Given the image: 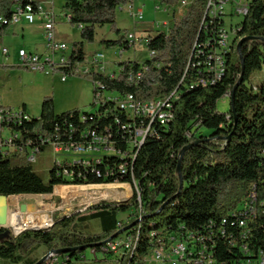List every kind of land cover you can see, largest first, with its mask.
<instances>
[{
	"label": "trees",
	"instance_id": "1",
	"mask_svg": "<svg viewBox=\"0 0 264 264\" xmlns=\"http://www.w3.org/2000/svg\"><path fill=\"white\" fill-rule=\"evenodd\" d=\"M177 1L162 0V3L174 6ZM208 1L194 0L185 15L174 20L169 33L158 32L148 37L146 46L149 52L155 53L148 61L143 64L123 61L119 63V74L102 73L103 80L93 77L95 88L104 86L102 92L95 89L94 100L96 94L106 92L133 95L143 101L166 97L176 90L180 92L174 103L173 120L167 127L154 125L153 133L137 151L128 172L123 173L120 166L127 162L123 156L130 153L135 121L121 111L118 104L100 99L96 112L82 113L73 109L57 114L54 98H44L40 119L33 117L21 129L33 142L42 136H51L60 142L89 143L91 135L82 137L84 133L104 135L109 131L116 155L107 156L105 163L99 165L55 166L47 182L33 166L0 156V195L41 196L53 194L55 187L60 191L69 188L59 186L134 182L139 194L126 202L103 201L82 212L57 214L53 226L45 230H26L15 236L11 228H0V264H37L40 258L34 255L42 247L49 252L69 250L59 255L57 264L82 261L88 249H93L96 256L114 257L112 253L102 252V243L119 231V215L129 211L138 213L129 221L127 230L136 243L128 256L116 257L117 264H145L153 250L167 246L172 234L186 231L207 234L210 225L217 234L223 231L226 235L224 240L221 236L215 238L219 264L242 259L239 250L228 244L230 237L240 240L241 210L238 208L254 187L259 199L264 198V82L257 88L246 85L254 72L264 71V0L251 2L249 14L236 36L239 40H252L245 41L240 52L236 49L238 41H234L224 78L214 85L202 87L197 82L206 77L201 65L210 48H204L205 55L195 52L190 64L195 43L198 41V47L212 44L218 29L223 26L220 19L210 24L206 18L204 23ZM130 3L132 0H65L64 9L71 16L69 23L81 30V41L71 46L72 64L86 58L85 46L95 43L97 28L108 25L112 32L120 34L117 10ZM28 4L40 7L34 0H0V17L10 20L16 6ZM208 23L209 27L205 29ZM9 26L0 24V40ZM102 42L106 48L119 46L123 52L132 48L126 42V35L119 40ZM197 60L202 64L193 66ZM140 71L142 78L130 83V74L137 75ZM58 72L73 77L71 69ZM242 75L243 82L232 98L233 89ZM230 95L231 109L222 114L217 109L218 102ZM93 107H96L94 103ZM200 127L214 133L210 137L197 138L193 130ZM192 143L194 145L185 150ZM65 169L73 176H65ZM96 170L101 172L100 176ZM94 221L99 223L100 233L79 230L80 225ZM249 242L252 249L264 247V215L256 218L253 239Z\"/></svg>",
	"mask_w": 264,
	"mask_h": 264
},
{
	"label": "built area",
	"instance_id": "2",
	"mask_svg": "<svg viewBox=\"0 0 264 264\" xmlns=\"http://www.w3.org/2000/svg\"><path fill=\"white\" fill-rule=\"evenodd\" d=\"M252 1L253 0H215L211 12H207V20L209 19L210 24L220 19L223 26L218 29L216 38L212 44L207 43L206 47H198V41L195 43L190 64L195 52L198 51L200 55H205L207 51L204 48H210L208 54L205 55L203 64L197 60L198 63L193 65L199 66L202 64V70L207 77L200 78L197 82L198 86L208 87L224 78L225 70H227L228 58L234 43L232 37H236L237 30H239L240 25L248 16ZM193 2L194 0H179L173 12L174 18L180 19L184 16L188 5ZM156 9L159 10V6ZM129 10L134 11L132 15L137 22L143 21V8H138L136 10L132 2L129 5ZM235 15L243 17V21L234 24L232 19ZM64 18L68 22L71 21V16L69 14H62L59 16L52 8L44 10L41 6L35 8L33 5L28 4L26 6H16L10 20L0 17V24L17 26L24 22L28 24H34L38 20L42 22L45 31L46 51L43 54H39L28 52L25 49L19 50L18 56L21 67L31 72L41 74L56 73V71L58 72L60 69H71L70 73L73 77L90 78L92 83L93 77H102L103 80L102 64H107V62L102 51L95 52L75 64L71 63L70 56L72 54V47L68 43L58 40L56 35V25L60 21H63ZM227 19H230V21L228 22ZM209 23L205 29H208ZM165 25L167 26V24ZM152 26L153 30L159 28L158 24H153ZM153 33V31H150L149 33H142L141 36H139L135 31L127 32L125 34L126 42L130 47H136L140 42L144 41V43H146L147 38L153 36ZM122 53L123 51L121 49V55ZM149 53L150 58L155 55L154 52ZM9 55L10 49L4 45H0V62L9 58ZM119 68L120 65L116 71L109 72V75L115 76L119 74ZM69 77L68 75H63L61 79L65 82ZM141 78L142 71L137 73V75L130 74L129 82L136 83ZM95 89L102 92L104 86L103 88L94 87V92ZM179 97V90L174 91L166 97H156L145 101L138 100L133 95L120 96L107 92L96 94V99L94 100V105L96 107H99L103 99L113 101L118 104L121 111L135 121L129 144L130 153L123 156L124 159H127V162L120 166V170L123 173L128 172L130 165L134 162L133 160H135L137 151L153 133L154 125L158 124L167 127L171 123L174 118V103ZM227 97L231 99V95ZM36 119L39 120L40 116ZM82 119L85 121V117ZM32 120L33 116H31L25 108H0V156L11 157L17 162L35 167L41 155L48 150H53L56 155L55 158H52L51 162L48 163L49 175L55 166H63L64 164L75 165L80 163L86 167L92 164L99 165L105 163L107 156L116 155L112 143L113 137L109 131L104 135H98L95 132L84 133L82 137L88 138V136L91 135V141L89 143L60 142L51 136H42L33 142L31 137L24 134L21 130L26 123ZM138 122H140L139 125L135 126ZM86 157H91L92 159H85ZM95 173L98 176L101 175V172L98 170H96ZM64 175L70 177L73 176V173L65 169ZM116 185L138 186L137 183L134 182L133 184H103L77 187H107ZM255 188L256 187L253 188L252 193L238 208L241 210L239 213L240 219L238 221V227L241 229L240 240L233 239V237L228 238V244L239 250L242 256V259L235 260L231 264H264V247L252 249L249 242L253 239V225L256 222V218L260 215H264V198L259 199L258 192ZM21 196L24 195L10 198ZM129 226V220L126 223L121 222L119 224V231ZM219 236L224 240L226 237L225 232L222 231V233L217 234L212 225H210V232H207V234L200 231L176 232L169 238L167 246L153 250L152 254L145 259V264H219L216 258L218 249L217 240L215 239ZM132 239L135 238L129 236L126 230L112 240H110V238L104 240L102 243V252L104 254L112 253L117 258L128 256L129 250H134L132 249ZM91 251L93 254L94 250L91 249ZM48 256V264L58 263L59 254L52 251Z\"/></svg>",
	"mask_w": 264,
	"mask_h": 264
},
{
	"label": "rangeland",
	"instance_id": "3",
	"mask_svg": "<svg viewBox=\"0 0 264 264\" xmlns=\"http://www.w3.org/2000/svg\"><path fill=\"white\" fill-rule=\"evenodd\" d=\"M34 1L38 2L44 10L52 8L59 15L62 13H67L64 9L65 0ZM132 2L136 10L138 8L144 9V19L142 22H137V20L133 17L132 14L134 11L129 10L130 4L121 6L117 10V29L120 30V34L112 32L110 26L108 25L97 28L95 43L86 44L85 46L86 57L95 52H103L107 62V69L105 72H103L105 75L109 74L111 71H116L118 68V63L123 62V60L137 61L140 64H143L150 59V53L144 41L137 44L136 47L125 50L121 55V49L119 46L106 48L105 44L102 42L103 40H119L121 37H123V35H125V33L134 31L137 32L139 36H141L144 30L149 29L151 32H154L153 35H156L158 32L169 33L174 24V20H178L176 17L174 18L173 14L177 3L174 6H168L163 4L162 0H132ZM158 6L159 10L156 9ZM227 21L229 22L230 19H227ZM242 21L243 17L241 16L239 17L235 15L232 19L234 24L240 23ZM152 24H158L159 28L157 30H152ZM165 24H167V26ZM17 31V36L9 35L6 37L5 43L8 45V47H10L13 51H18L21 47H24L28 50H40L41 44L43 42L44 31L37 28V25L26 27V38L24 39L22 37L23 31ZM80 31L81 30L78 26H71V24L65 18L61 24L56 25V35L60 36V38H63L70 46H72L74 42L81 41ZM233 39L234 41H240L239 38L235 36L232 37V41ZM31 45H33V47H30ZM12 62L13 59L11 58L7 64V68L0 67V105L16 109L26 107L28 109V113L35 118L41 115L42 102L46 97H53L55 99V111L58 114L73 109L79 110L82 113L96 112L98 110V107H93L94 95L92 94L93 86L92 80L90 78L69 77L66 82H62L61 77L63 75L60 72L50 74L34 73L24 68H11L16 66ZM263 82L264 71H258L254 72L250 76L249 80L246 82V85L248 87L257 88ZM217 109L222 114L228 113L231 109L230 97H226L222 101L218 102ZM194 132L197 138L202 135L210 137L214 133V131L205 127H200L197 130L194 129L193 133ZM55 155L56 153H54L53 150L46 151L39 157V162L34 167L35 171L46 182L48 181L49 177L48 163L51 162L52 158H55ZM85 159L89 160L92 158L86 157ZM68 187L70 188H68L66 191H60L54 188L52 196L25 195L17 198H9L7 228H14L10 220V215L12 214L13 216L16 213L21 212L20 207L22 205L35 207V212L28 210L25 213L21 212L25 216H27V214H33L36 216L46 214L50 217L53 223L57 214H59V216H65L78 213L81 210L85 211L89 207L103 201L126 202L133 199L136 194H139L137 188L133 185H116L107 187ZM72 187L76 189H73ZM104 194H107V196L101 197ZM90 197L95 199L90 201ZM137 215L138 213L135 211H129L128 213L122 214L119 220L122 223H126L128 220L130 221L131 218H134ZM50 226L41 230L49 229L52 227ZM79 230L89 234L100 233L99 223L96 221L80 225ZM51 252L42 247L36 252L34 257L37 259H42ZM85 255L86 257L84 260L75 262V264H117L116 256H96L95 254H92L91 249H88Z\"/></svg>",
	"mask_w": 264,
	"mask_h": 264
},
{
	"label": "water",
	"instance_id": "4",
	"mask_svg": "<svg viewBox=\"0 0 264 264\" xmlns=\"http://www.w3.org/2000/svg\"><path fill=\"white\" fill-rule=\"evenodd\" d=\"M248 40H252V39H250V38H243V39H241L238 42L237 47H236V49H237L238 52H240L243 43L245 41H248ZM243 71H244V67H243ZM242 82H243V75L241 76L240 80L237 82V84L235 85V87L233 89L232 98L234 96L235 91L239 88V86L242 84ZM231 103H233V100H231ZM193 145H194L193 143L192 144H189L185 148V150L191 148ZM178 169H179V173L181 174V161L179 163ZM182 187H183V179L181 178V189H182ZM9 198L10 197L4 196V195H0V228H7V221H8V214H9V203H8ZM27 210L28 211H31V212H34L35 211V207L34 206H28V205H22L20 207V211L22 213H25ZM80 212H82V210ZM53 224H54V221H53V223H52L51 226H53ZM129 228H130V226L129 227H126L122 231H118L113 237L110 238V240L118 237L120 234H122L124 231L128 230ZM12 230H13L14 235L15 236H18L19 234H21L22 232H24L26 230H41V229H26V230L21 231V232H16L14 230V228H12ZM54 252H56L57 254L60 255L61 253L69 252V250H61V251H54ZM48 257H49L48 255L46 257H43L42 259H40V261L37 264H42V263L46 262L47 259H48Z\"/></svg>",
	"mask_w": 264,
	"mask_h": 264
},
{
	"label": "crops",
	"instance_id": "5",
	"mask_svg": "<svg viewBox=\"0 0 264 264\" xmlns=\"http://www.w3.org/2000/svg\"><path fill=\"white\" fill-rule=\"evenodd\" d=\"M41 6V5H40ZM50 9V8H49ZM54 10V9H53ZM55 11V10H54ZM63 14V13H62ZM62 14H60V15H62ZM59 15V14H58ZM59 15V16H60ZM38 23V24H37ZM62 23V21H60L58 24H61ZM35 25H37V28H39V29H41V30H43L44 31V29H43V25H42V22L40 21V20H38V21H36L34 24H28V23H21V24H19V25H17V26H9V28H8V30L6 31V33H5V35L2 37V39L0 40V45H4V46H6V47H8V45H6V43H5V40H6V37L7 36H9V35H13V36H17L18 35V31L17 30H22L23 31V34H22V37H23V39L24 38H26V35H25V30H26V27H31V26H35ZM153 25V24H152ZM151 25V26H152ZM152 30H153V28H152ZM151 30L149 29V30H144L143 31V33L145 34L146 32L147 33H149ZM58 36V35H57ZM58 38V40H60V41H63V42H66L63 38H60V36H58L57 37ZM28 43H30L29 41H27ZM67 43V42H66ZM15 46V45H14ZM30 47H33V45H31ZM9 49H10V55H9V58H7L5 61H2V62H0V67H3V66H7V64H8V62L11 60V58L13 59V62L12 63H14L16 66H20V64H19V56H18V52H19V50H21V49H25V50H27L28 52H33V53H39V54H43V53H45V51H46V49H45V31H44V36H43V42H42V44H41V47H40V50L39 51H37V50H28V49H26V48H24V47H21V48H19V50L18 51H13L10 47H8ZM16 58H17V60H16ZM123 61H125V60H123ZM120 63V62H119ZM119 63H118V66H119ZM106 65V64H105ZM21 67V66H20ZM23 68V67H22ZM106 68H107V66H106ZM25 69V68H24ZM62 80V79H61ZM68 80V79H67ZM66 80V81H67ZM65 81V82H66ZM62 82H64V81H62ZM92 86H93V83H92ZM92 94L94 95V86H93V91H92ZM54 101H55V99H54ZM2 106V105H1ZM3 107H8V106H3ZM12 108V107H11ZM25 109H26V111L28 112V109L25 107ZM55 110H56V101H55ZM56 112V111H55ZM57 113V112H56ZM58 114V113H57ZM59 187H61V186H59ZM55 188H57V187H55ZM73 188V187H72ZM71 188V189H72ZM73 189H76V188H73ZM27 196H35V195H27ZM41 196H47V195H41ZM49 196H52V194L51 195H49ZM121 215L122 214H120L119 215V219H120V217H121Z\"/></svg>",
	"mask_w": 264,
	"mask_h": 264
},
{
	"label": "bare ground",
	"instance_id": "6",
	"mask_svg": "<svg viewBox=\"0 0 264 264\" xmlns=\"http://www.w3.org/2000/svg\"><path fill=\"white\" fill-rule=\"evenodd\" d=\"M214 3H215V0H209L208 1L204 22L206 21V18H207V12H211V8H212ZM237 33H238V30H237ZM237 33H236V36H237ZM231 52H232V49H231ZM106 69H107L106 65L102 64V73L105 72ZM225 73H226V70H225ZM122 195H124V194H122ZM103 196H107V194H104L101 197H103ZM94 199L95 198L90 197V201H93ZM10 220H11L12 226L16 229V230L14 229L16 232H21L25 229H44V228H47L50 225H52V220L46 214L40 215V216H36L33 214H27V216H25L21 212H18L13 216L11 214ZM135 243H136V241H133V239H132V249H133V247H135ZM130 251H132V250H129V252Z\"/></svg>",
	"mask_w": 264,
	"mask_h": 264
}]
</instances>
